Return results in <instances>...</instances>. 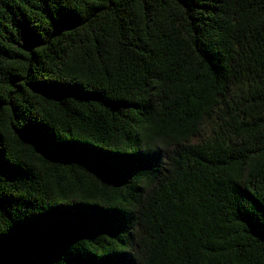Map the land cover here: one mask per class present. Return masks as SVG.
Returning a JSON list of instances; mask_svg holds the SVG:
<instances>
[{
  "label": "trees",
  "instance_id": "trees-1",
  "mask_svg": "<svg viewBox=\"0 0 264 264\" xmlns=\"http://www.w3.org/2000/svg\"><path fill=\"white\" fill-rule=\"evenodd\" d=\"M0 264H264V0H0Z\"/></svg>",
  "mask_w": 264,
  "mask_h": 264
}]
</instances>
